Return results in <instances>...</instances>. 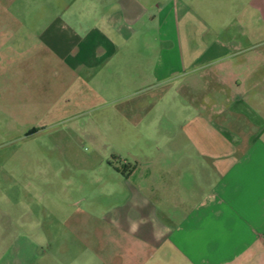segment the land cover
I'll use <instances>...</instances> for the list:
<instances>
[{
	"label": "crops",
	"instance_id": "1",
	"mask_svg": "<svg viewBox=\"0 0 264 264\" xmlns=\"http://www.w3.org/2000/svg\"><path fill=\"white\" fill-rule=\"evenodd\" d=\"M32 2L25 19L12 14L1 28L3 116L14 120L19 101L55 120L74 115L77 104H111L134 128L143 120L156 127L168 97L158 91L196 69L215 74V112L228 128L214 124V132L234 136L243 154L228 162L219 146H200L194 156L187 144L167 147L181 154L159 176H140L139 164L120 173L133 190L128 210L73 213L68 225L38 236L36 224H23L5 254L35 256L10 254L0 264H264V0ZM174 50L182 70L168 60ZM47 96L51 104L40 106ZM162 130L172 132L171 121ZM22 218L30 223V214Z\"/></svg>",
	"mask_w": 264,
	"mask_h": 264
},
{
	"label": "rangeland",
	"instance_id": "2",
	"mask_svg": "<svg viewBox=\"0 0 264 264\" xmlns=\"http://www.w3.org/2000/svg\"><path fill=\"white\" fill-rule=\"evenodd\" d=\"M27 1L0 0V32L4 19L12 14L25 19ZM168 60L180 70L182 60L176 50ZM190 70L177 72V85L158 91L168 97L155 112L166 115L152 129L147 128L149 120L134 128L133 119L117 112V108L113 110L111 104L87 109L77 104L71 113L74 115L61 120L42 118L39 110L20 101L13 103L16 117L11 120L3 116L4 107L0 105V257L13 254H5L10 237L20 238L26 224H36L38 228L31 229L38 236V230L43 234L61 222L68 225L73 213L109 208L111 214L116 209L117 216L128 210L133 190L121 174H128L139 164L140 176H150V171L152 176H159V169L172 166L176 155L181 154L167 152V147L177 149L180 143L187 144L194 156L200 146L207 150L219 146L223 161L228 162L241 156V149L232 144L234 136L214 132V124L227 126L215 112L219 107L212 82L215 74ZM204 73L206 76L200 77ZM184 82L190 83V89H180ZM51 98L47 96L40 106L50 105ZM167 120L173 131L165 135L162 127ZM169 134H173V142L165 144L163 139ZM25 214H30V223H24ZM114 234L110 241L118 240ZM62 235L64 239L69 237L68 233ZM13 255L35 256L31 249Z\"/></svg>",
	"mask_w": 264,
	"mask_h": 264
}]
</instances>
